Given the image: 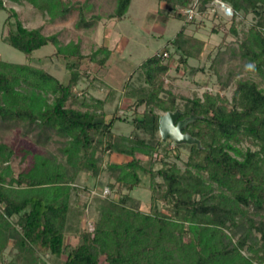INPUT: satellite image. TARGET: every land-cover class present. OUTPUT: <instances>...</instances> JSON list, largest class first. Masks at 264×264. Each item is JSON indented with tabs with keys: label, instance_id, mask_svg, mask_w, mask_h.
I'll return each mask as SVG.
<instances>
[{
	"label": "trees",
	"instance_id": "trees-1",
	"mask_svg": "<svg viewBox=\"0 0 264 264\" xmlns=\"http://www.w3.org/2000/svg\"><path fill=\"white\" fill-rule=\"evenodd\" d=\"M24 1L52 18H65L71 11L64 0ZM212 1L197 0L198 16H205ZM219 1L233 13L225 38L228 34L239 38L238 25L251 16L238 50L230 46L226 50L230 59L241 58L264 78V0ZM159 2L164 5L156 17L160 23L184 21L170 42L181 53L180 62L198 60L205 42L185 33L187 23L195 18L188 20L182 12L195 0ZM130 3L117 0L111 18L121 20ZM0 10L8 13L4 41L29 59L27 64L0 59V121H24L66 141L61 149L65 164L36 157L28 170L18 174L9 165L12 150L0 144V262L3 253L11 250V259L2 264H102V260L105 264H264V89L252 80L239 79L230 100L220 93H195L192 98H181L185 103L180 110L177 97L164 88L170 70L165 62L168 47H164L140 65L144 86L130 90L135 106L133 131L128 136L116 135L113 126L123 118L113 114L106 120V99L84 100L79 102L82 108L68 105L78 102L76 87L88 76L84 65L95 61L96 53L85 56L79 43L61 45L56 35L27 29L4 0H0ZM95 19L80 15L76 26L91 29ZM48 44L56 47L53 55L65 67V82L31 64L32 53ZM98 51L106 53L96 61L104 67L110 52L105 46ZM216 76L224 91L236 72L232 67L224 74L217 69ZM140 107L144 110L139 114ZM156 110L180 111L179 120L197 117L183 133L197 139L200 147L174 144L177 151L188 150L184 170L166 160L167 152L160 159L161 167L153 169L152 161L165 146L157 136L160 115ZM245 142L253 148L243 149ZM105 153L129 160L108 165L110 193L89 232L85 222L80 228L83 213L71 204L76 190L72 185L80 173L97 178L103 172ZM138 156L150 162L147 168ZM138 170L149 175L153 203L149 212H143L139 200L129 194L109 198L116 186L120 192L138 188ZM4 187L25 189L24 199L19 204L9 201L1 194Z\"/></svg>",
	"mask_w": 264,
	"mask_h": 264
},
{
	"label": "rangeland",
	"instance_id": "rangeland-1",
	"mask_svg": "<svg viewBox=\"0 0 264 264\" xmlns=\"http://www.w3.org/2000/svg\"><path fill=\"white\" fill-rule=\"evenodd\" d=\"M64 2L71 7V11L65 18H52L47 11H41V8H35L24 0L18 3L4 0L6 8L13 9L27 29H40L45 36L56 35L61 45H67L70 42L79 43L81 52L85 56L96 53L95 61H88V64L84 65L88 76L82 78L76 87L78 102L68 105L82 108L79 102L84 100L92 103L90 100L92 98L106 99L103 109L107 115L106 120H109L113 114L123 118L113 126L112 132L116 135L128 136L133 131L132 120L135 106L130 90L144 86L139 70L140 65L164 47H168V57H165V62L169 63L170 68L164 80V88L171 90L177 97L176 103L180 110L185 103L181 98H192L195 93L198 96H201L203 92L220 93L230 100L236 80L239 79L252 80L264 89V78L253 70L252 65L239 57L230 59L226 50L229 46L238 50L243 33L252 23L251 16L238 25L239 38L232 34H228L225 38L224 34L228 31L231 17L223 14L221 7H216L215 0L208 4L209 10L205 16H198L193 23H187L190 26L187 33L202 38L205 45L200 58L189 59L186 65L180 62L181 53L170 44L184 25V21L172 19L167 24L160 23L156 17L164 5L159 0H131L129 9L121 20L111 18L115 13L117 0H64ZM213 9L215 12L212 11ZM80 15H83L86 20L98 17L97 20L95 19V26L91 29L78 28L76 24ZM218 16H220L219 19ZM7 18V11L0 10V59L14 64H27L29 59L3 39L8 31ZM102 46L110 52L104 67L96 63L97 60L106 56V53L98 51ZM55 51L56 47L48 44L34 51L30 61L32 65L45 69L59 81L65 82L67 72L61 60L53 55ZM228 67L235 70L236 76L226 90L220 91L216 70L219 69V72L224 74ZM20 90L29 91L25 87H21ZM143 110L144 107H140L137 112L140 114ZM156 113L160 116L164 114L158 110ZM157 136L159 137V134ZM65 142V139L58 137L54 132L41 131L38 127L24 121H0V144L12 150L13 155L9 165L16 174L28 170L36 157L46 159L54 165L65 164V157L61 151ZM167 146V151L163 150ZM249 146L251 145L248 142L241 145L243 149ZM174 148V143L165 142V146L157 152L156 160L152 161L154 170L161 167L160 159L166 156V152L168 156L166 160L176 163L181 170H184L188 150L182 147L177 151ZM176 154L180 156V159L176 158ZM138 157L140 164L147 168L150 162L145 157ZM101 160L103 172L97 178L80 173L72 185L76 187V190L72 191L71 204L74 210L83 213L80 217V228L83 227L84 222L86 227L87 222L94 226L99 218V206L105 201L100 196L101 191L105 187L110 188L109 184L112 181L107 171L108 165L112 162L125 163L129 158L115 157L105 153ZM137 173L141 180L138 188L120 192L116 186L110 189L109 198L117 200L129 194L139 200L140 209L143 212H149L153 204L149 190V175L140 170ZM157 181L161 180L157 179ZM1 194L9 201L19 204L25 197V189L4 187ZM158 206L165 212L163 203L159 202ZM68 238L66 242L74 239ZM10 259L11 250L8 248L3 253L0 264ZM45 259L50 262L51 258L45 257ZM102 264H105L103 260Z\"/></svg>",
	"mask_w": 264,
	"mask_h": 264
},
{
	"label": "water",
	"instance_id": "water-1",
	"mask_svg": "<svg viewBox=\"0 0 264 264\" xmlns=\"http://www.w3.org/2000/svg\"><path fill=\"white\" fill-rule=\"evenodd\" d=\"M224 9L229 16H232V10L230 7L224 4ZM181 117L180 111L166 112L158 119V134L162 142L171 141L175 145H197L200 147V142L190 136L183 133V130L191 124L197 117L190 116L188 118L179 120Z\"/></svg>",
	"mask_w": 264,
	"mask_h": 264
},
{
	"label": "built area",
	"instance_id": "built-area-1",
	"mask_svg": "<svg viewBox=\"0 0 264 264\" xmlns=\"http://www.w3.org/2000/svg\"><path fill=\"white\" fill-rule=\"evenodd\" d=\"M215 2H216V4H217V6L216 7H221L222 8V12H223V14H225L226 16H229V14H227L226 12H225V9H224V4L223 3H221L219 0H215ZM198 2H197V0H195V3L194 4H192L190 7H188L187 9H184V10H182V12H183V14L184 15H186L187 16V19L188 20H190V19H192L193 17L194 18H196V17H198V4H197ZM208 7V6H207ZM213 12H215V9H213L212 10ZM231 17V16H230ZM165 56H167V55H165ZM109 189L107 188V187H105L104 189H103V191H102V193H101V197H103V198H105L106 196H108L109 195ZM87 228H88V231L89 232H92L93 230H94V227H93V225L91 224V223H89V222H87Z\"/></svg>",
	"mask_w": 264,
	"mask_h": 264
},
{
	"label": "crops",
	"instance_id": "crops-1",
	"mask_svg": "<svg viewBox=\"0 0 264 264\" xmlns=\"http://www.w3.org/2000/svg\"><path fill=\"white\" fill-rule=\"evenodd\" d=\"M227 6V5H226ZM218 19H219V17H218ZM190 26H186V31H185V33L187 34V35H193V34H188L187 33V29L189 28ZM195 38H197V39H199V40H202V41H204L202 38H199V37H197L196 35H193ZM191 60H193V59H191ZM113 156H115V157H120V156H116V155H113ZM123 158V157H122Z\"/></svg>",
	"mask_w": 264,
	"mask_h": 264
}]
</instances>
